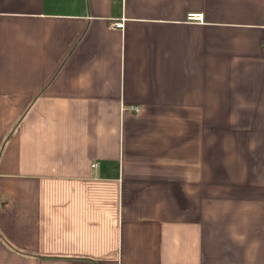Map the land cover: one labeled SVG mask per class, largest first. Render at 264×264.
<instances>
[{
    "label": "crops",
    "instance_id": "0c3cea01",
    "mask_svg": "<svg viewBox=\"0 0 264 264\" xmlns=\"http://www.w3.org/2000/svg\"><path fill=\"white\" fill-rule=\"evenodd\" d=\"M0 264H264V0H0Z\"/></svg>",
    "mask_w": 264,
    "mask_h": 264
},
{
    "label": "built area",
    "instance_id": "2783aa9c",
    "mask_svg": "<svg viewBox=\"0 0 264 264\" xmlns=\"http://www.w3.org/2000/svg\"><path fill=\"white\" fill-rule=\"evenodd\" d=\"M196 17L199 18L200 16H196ZM196 19H197V18H196ZM113 26L116 27V28H121V27H122V23H121V22H115V23L113 24ZM133 109H134L135 111L138 110L137 107H134ZM93 166H97V163L93 164Z\"/></svg>",
    "mask_w": 264,
    "mask_h": 264
}]
</instances>
